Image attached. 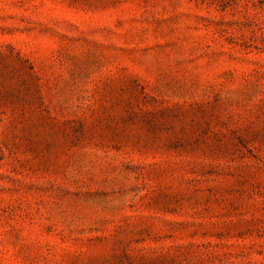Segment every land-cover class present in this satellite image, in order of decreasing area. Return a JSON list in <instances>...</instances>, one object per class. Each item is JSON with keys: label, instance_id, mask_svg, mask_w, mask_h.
Instances as JSON below:
<instances>
[{"label": "rangeland", "instance_id": "rangeland-1", "mask_svg": "<svg viewBox=\"0 0 264 264\" xmlns=\"http://www.w3.org/2000/svg\"><path fill=\"white\" fill-rule=\"evenodd\" d=\"M0 264H264V0H0Z\"/></svg>", "mask_w": 264, "mask_h": 264}]
</instances>
